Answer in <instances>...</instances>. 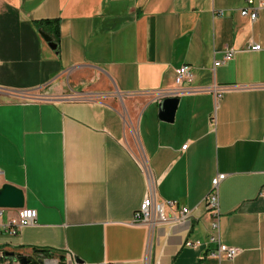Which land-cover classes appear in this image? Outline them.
<instances>
[{
  "label": "crops",
  "instance_id": "1",
  "mask_svg": "<svg viewBox=\"0 0 264 264\" xmlns=\"http://www.w3.org/2000/svg\"><path fill=\"white\" fill-rule=\"evenodd\" d=\"M252 7L254 22L240 16L245 0H0V187L20 189L36 212L17 235L0 233V256L213 264L203 200L224 174L218 236L241 252L221 264H264V0ZM228 48L232 59L214 67ZM185 64L194 78L161 121ZM150 194L176 203L170 220L182 208L188 220L135 222ZM1 210L0 226L17 219Z\"/></svg>",
  "mask_w": 264,
  "mask_h": 264
},
{
  "label": "built area",
  "instance_id": "2",
  "mask_svg": "<svg viewBox=\"0 0 264 264\" xmlns=\"http://www.w3.org/2000/svg\"><path fill=\"white\" fill-rule=\"evenodd\" d=\"M248 7L242 9L240 11L241 17H248L251 22H254L257 18V12L258 9L253 8L252 5L254 3V0H245ZM218 15H222V12H218ZM249 50L251 52H258L261 50V46L259 44H253L250 45ZM234 55L233 49H226L222 55L221 60L215 61L213 66L218 67L229 60L232 59ZM194 78L193 70L190 65H182L180 66L176 72H175V79L174 84L179 88L176 93L177 96L182 91V86L184 84L191 83ZM212 93H214L215 98L218 99L221 97V93L223 91L222 88L219 87H212L211 88ZM186 149V145H184L181 148L182 150ZM226 175L219 174L211 181V190L207 193V195L204 197L203 204L205 205L206 209L209 211L212 221H211V229L215 231L217 234H212L209 237V244L213 245L212 249H209L205 255L204 258H208L214 261L213 264H221L223 261H232L235 257H237L241 250L235 247H228L225 245H222L219 236H218V186L219 184L225 179ZM176 205L173 201H168L164 203H156L154 200L153 195H147V197L144 199L143 203L140 206V209L135 213L134 220L137 223H143L147 224L148 226H153L158 223H166L169 221H173L175 223H184L188 220L190 211L187 208H182L180 211V214L178 217L173 218L170 220L168 217H166L164 213L165 207L173 208ZM2 215V210L0 209V217ZM36 219V212L31 209H19L17 213V219L15 221H12L7 226H0V233L6 232L8 235L15 236L17 235L20 230L24 227L30 226L34 223ZM193 243H187L186 246H193ZM0 264H18L16 261H4ZM65 264H76L74 259L70 256L67 258Z\"/></svg>",
  "mask_w": 264,
  "mask_h": 264
},
{
  "label": "water",
  "instance_id": "3",
  "mask_svg": "<svg viewBox=\"0 0 264 264\" xmlns=\"http://www.w3.org/2000/svg\"><path fill=\"white\" fill-rule=\"evenodd\" d=\"M42 38L49 44L51 48H56V44L51 41V38L41 32ZM177 96H167L159 102V119L164 122H172L175 109L178 104ZM24 207L23 192L10 184H4L0 187V209L19 210ZM37 258L14 252H4V257L16 261L18 264H41L43 263L42 251H35ZM75 262H80L75 259Z\"/></svg>",
  "mask_w": 264,
  "mask_h": 264
},
{
  "label": "trees",
  "instance_id": "4",
  "mask_svg": "<svg viewBox=\"0 0 264 264\" xmlns=\"http://www.w3.org/2000/svg\"><path fill=\"white\" fill-rule=\"evenodd\" d=\"M52 23L54 25L52 26L51 29H49V31L51 32L55 42H58V25H57L56 21H45V24H52ZM1 254L2 255L0 256V263H2L4 261H11L10 258L4 257V252H2ZM42 255L44 258H52V256H53V254L48 250L42 251Z\"/></svg>",
  "mask_w": 264,
  "mask_h": 264
},
{
  "label": "rangeland",
  "instance_id": "5",
  "mask_svg": "<svg viewBox=\"0 0 264 264\" xmlns=\"http://www.w3.org/2000/svg\"><path fill=\"white\" fill-rule=\"evenodd\" d=\"M131 126H133V123H131ZM134 130V129H133ZM135 136H133L134 138ZM135 146L132 147V150H133V153L135 154V156L140 160V162L143 164V160H142V157H141V153H140V150L138 148V145L135 143L134 144Z\"/></svg>",
  "mask_w": 264,
  "mask_h": 264
}]
</instances>
